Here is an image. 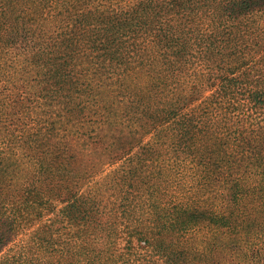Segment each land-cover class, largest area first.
<instances>
[{"label": "trees", "instance_id": "obj_1", "mask_svg": "<svg viewBox=\"0 0 264 264\" xmlns=\"http://www.w3.org/2000/svg\"><path fill=\"white\" fill-rule=\"evenodd\" d=\"M0 264H264V0H0Z\"/></svg>", "mask_w": 264, "mask_h": 264}]
</instances>
